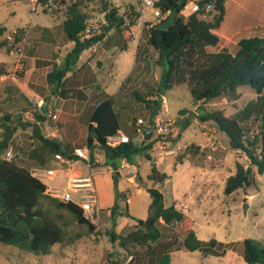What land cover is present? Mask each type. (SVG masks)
I'll list each match as a JSON object with an SVG mask.
<instances>
[{
  "label": "trees",
  "instance_id": "trees-1",
  "mask_svg": "<svg viewBox=\"0 0 264 264\" xmlns=\"http://www.w3.org/2000/svg\"><path fill=\"white\" fill-rule=\"evenodd\" d=\"M101 1L102 13H104L107 25L102 35L89 42L90 45L99 42L112 28L120 29L122 19L116 15V9L106 0ZM180 0H159L157 7L162 13L175 8ZM200 6L207 3L213 4V18L205 21L198 14H192L187 18L175 16L172 26L168 30H158L156 25L148 28V45L161 58L166 59L167 69L162 73V90H170L175 87H186L191 100L194 103L216 99L223 95L235 100L239 97L236 92L241 86L252 89L256 99L245 105L243 109L232 117H226L220 111L207 114L203 120L213 121L218 130L223 133L231 149L241 151L247 157L250 166L256 168L259 175L264 174V36L242 38L237 42V50L230 53L222 48L217 52H208L207 47H215L219 43V37L214 33L223 22L225 14V0H198ZM78 1L67 8V18L62 24L63 32L69 41L74 43L72 50L65 57V64L61 68H54L47 74L49 84H59L68 69L75 64L79 54L85 49L84 42L79 41V34L84 29L86 17L78 9ZM181 9V8H180ZM180 11V10H179ZM207 14H205L206 16ZM4 43L0 44V47ZM159 87L158 94L161 93ZM147 109L155 105V111L159 108V102L154 100H142ZM251 119L259 121V127L263 140L258 146L257 137L248 138L245 124ZM35 120L43 122L44 115H36ZM21 126L20 124H18ZM31 126L32 136L36 138L49 154L59 153L63 158L76 159L72 156V149L68 146L46 139L40 135L38 125ZM3 135L0 139V152L6 150L13 137L16 128L11 124L3 125ZM120 130L118 116L113 109L110 99L100 102L89 118L87 136L84 147L89 149L92 159V151L98 148L104 153L105 159H127L131 154L148 151L152 143L142 141L135 144L131 139L115 147L106 145V139L115 136ZM260 149V152H256ZM53 158V156H52ZM145 158L150 160L146 154ZM181 158H177L179 162ZM93 166L96 165L91 163ZM167 180V175L160 172L154 164H151L147 186L137 174L135 183L144 188L151 202L148 206L147 217L144 220L136 219V226L126 235L114 233L115 219L125 214L126 210L119 211L118 200L123 199V194L115 193V202L110 209L111 217V241H118L119 246L126 250L127 245L150 247L156 244L161 247L163 254L158 264H169L168 253L178 247H184L189 252H201L203 254L221 257L226 252V244L210 240L204 242L198 240L192 230L191 220L185 218L173 207H165L163 195L154 185H162ZM251 175L241 164H236L233 175L227 177L224 182L223 192L230 195L233 192L248 187L251 184ZM48 197L58 209L67 211L72 215L78 225L87 227L89 233L94 232V226L82 218L80 209L72 203H61L57 199L45 194V186L42 182L30 176L29 170L17 165L13 161L0 160V243L5 245H20L21 247L41 254H48L51 247L62 242L60 228L48 217L46 212L39 207V200ZM183 220L182 232H175L171 240H161V228H165L173 221ZM162 221V222H161ZM184 236L182 242L178 237ZM238 254L245 264H264V244L250 238L240 242Z\"/></svg>",
  "mask_w": 264,
  "mask_h": 264
},
{
  "label": "rangeland",
  "instance_id": "rangeland-1",
  "mask_svg": "<svg viewBox=\"0 0 264 264\" xmlns=\"http://www.w3.org/2000/svg\"><path fill=\"white\" fill-rule=\"evenodd\" d=\"M77 1L79 4V11L86 17V23L97 26L101 33L105 32L104 29L109 26L107 25L104 13H102L100 0H61L51 2L47 8L38 6L35 11L32 10L31 6L26 1L0 5V44L4 43V45L0 47V58L4 57V59H6L10 57L16 60L17 69L13 73L12 81L17 83L22 78L24 66L21 65V62H23L26 54L37 52L38 56L41 58L51 57L53 59V54L58 57V52H63L64 45L70 43V41L63 32L62 24L67 18V8ZM107 2L114 6V8H117L116 15L122 12V10L131 8L128 4L132 6H136L137 4V0H109ZM258 5V0H251L250 8L253 10L252 15L255 14L254 10L258 8ZM213 15L214 12L211 11L207 13L203 19L205 21H211ZM234 15L232 8L228 7L223 22L217 30V34L221 38L220 44L222 47L226 46L227 49L232 52L235 47L230 43V39L234 37V35L237 36L240 34L239 37L250 35L248 32H241L240 21ZM136 21L137 20L132 21L131 24H136ZM13 32L19 34L23 33V50L19 59L10 56L5 48L8 37L11 36ZM237 32L239 34H237ZM109 33L112 37L108 42H114L115 46H118L119 49L122 50L126 41L122 38L121 28H112L109 30ZM146 37L147 30L145 29L140 41L144 40ZM131 39L132 37L128 39V41H131ZM71 46H73L72 42ZM210 50L215 49L209 48L208 51ZM134 55L135 45L129 43L128 50L121 52L117 51L114 59L118 57L121 60V67L123 69L127 63L128 65L133 63ZM147 56L151 57L148 59L147 68L150 81L149 84L151 86L149 87V91L152 88L151 92H154V84L161 88L160 93L165 97L167 104L165 118L171 122L170 131L164 134L160 139L163 148L157 149L162 152H168L171 148L175 151V155L173 153L164 155L158 150L155 152L146 151L131 154L129 156L131 158L130 161H133V163L138 162L144 174L148 166L145 158L147 154L150 159L155 160L157 163L156 166L160 171L168 174L172 169L171 160L173 156H177L176 158L179 157L181 159H193L200 154L201 161L206 160V156L209 154V147H205L204 149V147L195 145V143L200 144L203 142L202 140L204 138L209 139L213 143L212 147H214V151H211L212 163H209V160H207L205 167L206 169H212L211 179H209V176L206 177L208 183L211 184V199L201 201L205 210L196 206L197 203L195 199L192 202L194 204V209L191 214L193 220L192 229L199 240L205 242L215 240L217 242L227 243L225 245V255L222 257L204 256L197 251H184L179 254L178 261H175L174 257L172 258L173 263L245 264L242 257L236 256L240 248V242L245 238H250L264 244V174L259 175L256 168L250 166L244 153L230 148L227 137L218 130L213 121L203 120V118L207 114L215 111L222 112L226 117H232L243 109L246 104L254 101L257 95L249 87L241 86L236 91L239 97L235 100L229 98L227 95H223L210 101L194 103L186 87L181 86L170 90H162L161 76L167 69L166 59L161 58L159 63H157L156 53ZM139 71H141V65H139L137 61L129 79L120 88V94L124 95V99L127 100L129 104V111L122 110L118 112L120 127L125 126L127 122L132 119L130 123L134 129V123L137 118H141L144 122H147L153 114L161 110V108H159L154 113L155 105H150L151 112H153V114L150 115L146 107H144L145 104L143 101L139 100L136 96L135 92L138 91V88H136L134 84L136 80H134L133 77L138 74ZM4 74L5 71L2 65H0V76ZM9 84L7 80L0 79V97L6 93L12 94L13 87L12 84ZM9 104V102H4L0 99V139L4 131L3 125L8 124V122L14 126L16 130L29 128V133H21L14 137V139H12V137L6 148V150H12L13 159L11 161L29 170L32 167L38 166L36 163L37 160L32 157L33 152L36 150L33 146L35 147L36 144V146H38V140L31 135V126H28V124H35V122L25 120L22 117L24 115L19 116L21 114L20 112L16 113L15 111V113H10ZM29 104L30 105H27L25 108L30 112L28 114L30 116L39 115L35 104ZM160 104L159 102V105ZM52 114H55L57 119L54 120L47 116L45 121L48 125L59 128L61 119L58 118L57 113L52 112ZM17 115L19 116L18 118H16ZM245 128L247 129L246 136H248V138L257 137L258 146L260 148L263 136L260 132L259 121L251 119L245 124ZM131 137L135 144L141 143L140 139L132 130ZM76 139L78 141L77 146L83 147L85 142L81 141L79 137ZM178 144L179 146H177ZM6 150L0 152V158H3ZM256 152L259 153L260 149ZM46 153L48 154L47 157H49V153L47 151ZM160 155L164 157L162 162H158ZM237 163L241 164L246 169L251 168V172L249 173L252 178L251 184L230 195H225L223 192L224 182L228 176L234 174ZM197 170H199V168L189 167L187 171L196 172ZM214 174H217V176L215 177ZM97 175L98 174H95L93 176L94 183L95 177L97 179L105 176ZM46 183L60 185L61 181H59V179H54L53 181H46ZM95 188L98 195L99 187L95 185ZM113 188L115 193L119 194V187H117V185L115 186L114 183ZM72 196L74 200H77L75 195L72 194ZM117 203L119 205V211L124 212L125 204L123 199H119ZM39 207L42 208L48 217L60 228L62 232V242L53 245L48 254L31 252L17 244L5 245L0 243V264H81L86 257H81L79 255L76 262H74L71 255L66 256L61 252L63 246L68 242L71 243L72 239L77 240L76 246L78 245L79 252L85 247H91L93 249L89 262H94L95 264H110L111 260L115 259L113 251L111 254L107 253L104 256L101 255L103 243L106 242L102 232H93L94 239L86 240L84 237L90 234L87 227L78 225L72 215L67 211L56 208L50 198H41L39 200ZM182 230L183 228L181 225L180 229L175 231V233L179 234ZM130 231L131 230H127L124 234L126 235ZM161 232V240L169 239V237L174 235V233H169L167 230H162V228ZM151 247L152 246L147 248L145 246L127 245L125 252L122 254L123 256L118 254V256H116V261L114 260L113 262L114 264H122L129 255H133V261H136V263L140 262L142 258L146 261V258L149 256L148 251Z\"/></svg>",
  "mask_w": 264,
  "mask_h": 264
},
{
  "label": "crops",
  "instance_id": "crops-1",
  "mask_svg": "<svg viewBox=\"0 0 264 264\" xmlns=\"http://www.w3.org/2000/svg\"><path fill=\"white\" fill-rule=\"evenodd\" d=\"M258 2V8L254 10L255 14L252 15L253 10L252 8H250L251 0H225V14L228 10V7H231L232 11L235 14L234 16H236L240 21L241 32L245 31L250 35L252 34L251 36L247 35L249 37H239L240 34L237 32V34L239 35L236 34L237 36L234 35V37L230 39V43L235 47L233 52L229 51L226 46H223L230 53L233 54L236 52L237 42L240 39L264 36V0H258ZM128 6H130L131 8L135 7L130 4H128ZM148 28L150 27L141 26L139 20H137L136 24H133L132 26L131 33L135 34L138 39L136 41H128L122 36L124 41H126L123 45L122 50H120L118 46H115L114 42H108L111 39L112 35L109 33V31L106 32L105 36L100 40V42L92 45L89 44L87 47H85V49L79 54L75 64L68 69L59 84H49L47 82V74L50 73L54 68H61L64 66L65 57L74 46L73 42V46H71V41L70 43L64 45L62 53L58 52V57L53 54V59L51 57L41 58L38 56L37 52L26 54L24 56L23 62H21V65L24 66L22 71V78L17 83L12 81L13 73L17 69L16 60L10 57L6 59H4V57H1L0 65H2L5 74L3 76H0V79L7 80L10 84H12L13 91L12 94H3L0 99L4 102H9V112H20L21 114L19 116L30 113L25 109L27 105H30L29 103H34L35 107L38 109L39 114L44 115L45 118L47 117L46 113H57L58 118L61 119V121L59 122V128L48 125L45 120L43 122L36 121L35 124L38 125L40 135L46 139L56 141L63 146H68L72 149V151L75 149L83 148L84 146H77L78 141L76 138L79 137L81 141L85 142L89 118L100 102L106 99H110L117 116H119V111H129V104L127 100L124 99V95L120 94V88L129 79V76L133 72L137 61L138 64L141 65V71H139V73L133 77L134 80H136L134 84L136 85V88H138V91L135 92L136 96L139 98V100H156L159 102L160 97H164L163 95L158 94L159 86H157L156 84H154L153 86L154 92H151L152 88L149 91V87L151 86L149 84L150 81L147 73V68L148 59H150L151 57H148L147 55L155 52L148 45L147 37L144 40L140 41V39H142V33L145 29L148 30ZM217 30H215L214 33L218 36ZM218 37L219 43L217 44V46L206 48L207 51L209 48L215 50H210L208 52H217L223 48L220 44L221 38L220 36ZM129 43H133L135 45L134 61L131 65H128L127 63L126 66L122 69L121 60L118 57L114 59V57L116 56L117 51H127L129 48ZM157 63H159L158 55ZM159 108H161V104L159 105ZM146 110L150 113V115L153 114V112H151V109L146 108ZM19 116L17 115L16 118H18ZM33 117L35 119V116ZM131 120H129L123 127H120L119 125L120 130L115 136H124L132 140L131 130L134 132V129L131 126ZM149 121L145 122V124H148ZM28 131L29 128L24 130L17 129L12 139H14V137H16L17 135H20L21 133H29ZM202 141L203 142H201L200 144L195 143V145H201L202 147H204V149L205 147H209V154L208 156H206V160L201 161V155L198 154L193 159H181L179 162H176L177 156H173L171 160L172 169L168 174L160 171L156 166L157 163L153 159H146L148 166L144 174L141 171L139 163H133V161L131 162L130 157H128L126 160L120 159L122 162L121 165L126 163L130 166L129 171L131 172V175H128V177L125 176V174L123 173L125 171L123 170L121 171L122 174L120 171L117 172V187H119V194H123L124 199L126 196H128L129 201L127 203L124 201L125 210L128 216L123 214L116 217L115 219V226L113 228L115 234L125 235L124 233L127 230H133L135 228L136 219L144 220L147 217L148 206L151 202V199L145 189L139 187L135 183L134 178L138 174L147 186H151L152 183L147 181V176L149 174L151 164H154V166L160 172H163L167 175V180L162 185H154V187L159 188L160 192L163 195L164 206L173 207L177 212H180L183 215V220L185 218H189L191 220V224H193L191 214L194 209V204L192 203L194 199L197 203L196 206L201 207L202 210L205 209L201 201H207L211 199V184L208 183L206 177L209 176V179H211L212 169H206L205 163L207 162V160H209V163H212L211 151H214V147H212L213 143L209 139L204 138ZM37 142L38 146H36L37 144L35 145V147L33 146V148H36V150L32 154V157L37 160L36 163L38 164V166L36 167H47L59 170L54 179H59V181H61L60 185L65 184L66 177L69 175H86L87 167L83 162L77 159H74L70 163H61L55 161L52 158V154H49V157H47V150L42 147L39 141ZM153 146L154 145H152V147L147 152H155L158 150L164 155L170 153H173L175 155V151L171 148L168 150V152H162L161 150ZM177 146H179V144ZM92 159V163L96 164L92 166L97 170L107 165L104 153L98 148H95L92 151ZM163 160L164 157L160 155L158 158V162H162ZM189 167H196L199 168V170H197L196 172H188L187 170L189 169ZM96 174L105 176L97 179L95 177V185L99 187V194L97 195L98 210L95 213L96 223L93 224L95 228L94 232H102L103 237L106 241L105 243H103L101 255L104 256L107 253L111 254V252L113 251L115 257L114 260L116 261V256H118V254L122 255L125 250L119 246L118 241H111L110 239V209L115 202V191L112 181L113 172L106 170L104 172H98ZM214 176L216 177L217 174H214ZM183 220L180 222L173 221L165 228H162V230H167L169 233L178 231L183 223ZM194 234L196 236L195 232ZM84 238L86 240H93L94 235L90 233ZM183 239L184 236H181L178 237L177 240L178 242H182ZM75 240L76 239H72L71 243L68 242L67 244H65V246H63V248L61 249L62 254H65L66 256L71 255L74 259V262H76L79 255L81 257L84 256L86 258L83 259L81 264H95L94 262H89L93 249L91 247H85L79 252L78 245L76 246L77 240ZM166 240H171V237ZM155 245L156 244L150 245L152 247L148 251L149 256L146 258V261H144V258H142L140 262L136 263V261H133V255H129L122 264H158L161 260L163 251L161 250V247H156ZM184 251H187L184 247L172 249L168 253L169 264H177L173 263L172 258L174 257L175 261H178L179 254L183 253ZM203 255L211 256L207 254ZM236 256L241 257L238 252L236 253ZM114 260H111L110 264H114Z\"/></svg>",
  "mask_w": 264,
  "mask_h": 264
},
{
  "label": "built area",
  "instance_id": "built-area-1",
  "mask_svg": "<svg viewBox=\"0 0 264 264\" xmlns=\"http://www.w3.org/2000/svg\"><path fill=\"white\" fill-rule=\"evenodd\" d=\"M20 1H26L31 6L32 10L35 11L38 6L47 8L51 4V2H57L61 0H0V5H6ZM158 1L159 0H137V4L135 7L122 10V12L117 15L122 19L120 28L125 39L128 40L131 37V40L133 41H136L138 39L135 34L131 33V29L133 26L131 24L132 21L139 20L141 26L152 27L168 17L169 12L162 13L161 10L157 7L156 4ZM212 10V3H207L203 6H200L198 0H187L183 7L180 9L179 14L183 18H187L192 14H198L200 17L205 18V14L211 12ZM100 35H102V33L97 26L85 23L84 29L79 34V41L89 43L91 40ZM5 48L10 56H14L16 59H19V57L22 55L23 50V33L19 34L13 32L12 35L8 37V42ZM160 103V112L154 114L150 118L148 124H145V122L141 118H137L135 120L134 133L142 142L145 141V131L147 129H151L150 140L145 142H151L152 145H154L153 147L162 149L163 146L161 145L162 143L160 139L164 136V134L170 131L171 122L165 118L167 113V104L165 98L162 96L160 97ZM46 115L51 119H56L55 114L46 113ZM23 118L27 121H34L36 123L34 117L30 116L29 114H25ZM128 141L129 139L124 136H111L106 139V145L113 148L121 143H126ZM72 156L76 157L77 160H80L84 163V165L87 167V173L84 176H67L64 185H54L51 183H46V181H53L56 177V174L59 170L54 168L32 167L29 169V174L31 177L44 184L45 194H47L51 198L57 199L61 203H72L76 205L80 209L82 218L93 225L96 223L95 213L98 210L97 192L93 176L98 172H104L106 170L111 171V168L108 165H106L105 167H101L98 170L94 168L91 164L92 162L89 154V149L87 147L73 150ZM12 159L13 154L11 149H7L4 152L3 158H0V160L5 161H11ZM53 159L61 163H70L74 160H67L63 158L59 153L54 154ZM129 169L130 166L124 163L121 165L117 172H121L123 170L125 171L123 172L125 176L128 177V175H131ZM72 194L77 197V200H74ZM124 201L127 203L129 201V197L126 196Z\"/></svg>",
  "mask_w": 264,
  "mask_h": 264
},
{
  "label": "water",
  "instance_id": "water-1",
  "mask_svg": "<svg viewBox=\"0 0 264 264\" xmlns=\"http://www.w3.org/2000/svg\"><path fill=\"white\" fill-rule=\"evenodd\" d=\"M186 1L187 0H180L178 2L177 6L169 11L168 17L165 20L156 24V29L168 30L172 26V24L175 20V16L178 14L180 8L183 7V5L185 4ZM84 45H85V47H87L89 45V43L85 42ZM150 137H151V129H147L145 131V134H144V140L149 141ZM121 163L122 162L120 159H107L106 160V164L109 165V167L111 168V171L113 172L112 181H113L115 186L117 185V182H118L117 171L121 167ZM250 172H251V168H248L247 174H249Z\"/></svg>",
  "mask_w": 264,
  "mask_h": 264
}]
</instances>
